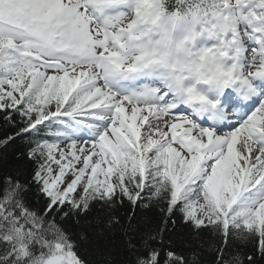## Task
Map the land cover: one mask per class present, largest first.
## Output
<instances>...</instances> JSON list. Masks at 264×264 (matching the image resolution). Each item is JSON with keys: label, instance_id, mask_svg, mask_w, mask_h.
<instances>
[{"label": "snow or ice", "instance_id": "snow-or-ice-1", "mask_svg": "<svg viewBox=\"0 0 264 264\" xmlns=\"http://www.w3.org/2000/svg\"><path fill=\"white\" fill-rule=\"evenodd\" d=\"M0 120V264H264V0H0Z\"/></svg>", "mask_w": 264, "mask_h": 264}, {"label": "trees", "instance_id": "trees-1", "mask_svg": "<svg viewBox=\"0 0 264 264\" xmlns=\"http://www.w3.org/2000/svg\"><path fill=\"white\" fill-rule=\"evenodd\" d=\"M7 130H8V126L5 125L2 120H0V135H2ZM22 145H23V142L22 141H18L17 145H14L13 148L9 149L8 154H7V161H8L9 164H12V163L15 162L12 159V153L15 152L16 149L19 148V147H21ZM151 215H152L153 218L156 217V213H152ZM240 251L241 252H245V251H247V248H243L242 247L240 249ZM205 257H206L205 264H210L211 258H212L211 257V250H209V251L206 252Z\"/></svg>", "mask_w": 264, "mask_h": 264}]
</instances>
